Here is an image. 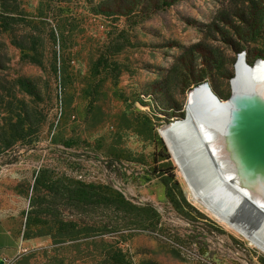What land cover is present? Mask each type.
Returning <instances> with one entry per match:
<instances>
[{
  "label": "rangeland",
  "instance_id": "rangeland-1",
  "mask_svg": "<svg viewBox=\"0 0 264 264\" xmlns=\"http://www.w3.org/2000/svg\"><path fill=\"white\" fill-rule=\"evenodd\" d=\"M0 14L13 18L0 31V217L20 233L3 264L50 245L22 238L41 170L109 184L157 214L118 251L76 264H264L262 248L197 198L162 133L199 84L225 100L238 58L264 61V0H0ZM161 144L186 216L148 172ZM35 238L46 243L26 245Z\"/></svg>",
  "mask_w": 264,
  "mask_h": 264
},
{
  "label": "trees",
  "instance_id": "trees-1",
  "mask_svg": "<svg viewBox=\"0 0 264 264\" xmlns=\"http://www.w3.org/2000/svg\"><path fill=\"white\" fill-rule=\"evenodd\" d=\"M12 20V16L0 14V31H7ZM244 61L251 63L249 59ZM168 158L161 144V150L153 153L152 161L162 162L154 164L148 172L160 177L166 200L177 213L186 216L185 209L191 206L178 182L173 180V167ZM54 177L48 170H41L34 177L30 209L22 232L23 239L48 235L50 245L19 256L13 264H76L88 255L101 257L109 248L120 249L114 245L123 240L126 230L154 226L158 221L153 207L132 204L109 184ZM66 209L75 210L82 217L65 218ZM94 213H99V217L93 218Z\"/></svg>",
  "mask_w": 264,
  "mask_h": 264
},
{
  "label": "bare ground",
  "instance_id": "bare-ground-1",
  "mask_svg": "<svg viewBox=\"0 0 264 264\" xmlns=\"http://www.w3.org/2000/svg\"><path fill=\"white\" fill-rule=\"evenodd\" d=\"M231 83L234 88L247 85L252 102L261 104L264 61L250 68L240 56ZM223 102L208 85L199 86L190 92L184 117L165 125L162 133L197 198L264 250V181L220 132L231 127L228 108L218 104Z\"/></svg>",
  "mask_w": 264,
  "mask_h": 264
},
{
  "label": "water",
  "instance_id": "water-1",
  "mask_svg": "<svg viewBox=\"0 0 264 264\" xmlns=\"http://www.w3.org/2000/svg\"><path fill=\"white\" fill-rule=\"evenodd\" d=\"M202 85L208 84L201 83L198 86ZM231 88V95L225 102L218 103L223 109L228 108L226 110H229L230 114L227 118L231 127H223L220 132L223 131V136L228 139L231 148L239 151L246 166L253 170L254 176L264 181V94L260 98L261 104H254L253 94L251 95L247 85ZM3 263L0 259V264Z\"/></svg>",
  "mask_w": 264,
  "mask_h": 264
},
{
  "label": "crops",
  "instance_id": "crops-1",
  "mask_svg": "<svg viewBox=\"0 0 264 264\" xmlns=\"http://www.w3.org/2000/svg\"><path fill=\"white\" fill-rule=\"evenodd\" d=\"M20 233L15 230L12 224H9L2 217H0V259L12 258L17 253ZM46 240L40 238L25 241L28 246L41 245ZM46 243V242H45Z\"/></svg>",
  "mask_w": 264,
  "mask_h": 264
},
{
  "label": "built area",
  "instance_id": "built-area-1",
  "mask_svg": "<svg viewBox=\"0 0 264 264\" xmlns=\"http://www.w3.org/2000/svg\"><path fill=\"white\" fill-rule=\"evenodd\" d=\"M242 57H243V58H244V60H245V57H244V55H242ZM142 169H143L142 171L144 172V168H142ZM74 177L76 178V176H74ZM148 178H149V179H147V180H150V176H149V175H148ZM76 179H78V178H76ZM78 180H79V179H78ZM147 182H150V181H147ZM145 200H147V198H145Z\"/></svg>",
  "mask_w": 264,
  "mask_h": 264
}]
</instances>
